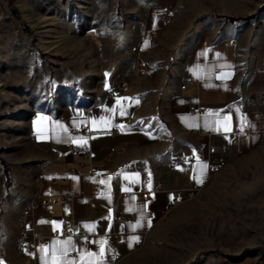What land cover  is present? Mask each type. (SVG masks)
Listing matches in <instances>:
<instances>
[{"label": "crops", "instance_id": "1", "mask_svg": "<svg viewBox=\"0 0 264 264\" xmlns=\"http://www.w3.org/2000/svg\"><path fill=\"white\" fill-rule=\"evenodd\" d=\"M183 9L176 0L147 6L135 28L133 58L116 69L104 63L107 75L98 82L90 105L29 116V134L41 150V160L24 173L25 183L10 202L13 227L0 243V263L28 264L14 248L23 208L84 187V194L75 199L74 213L76 224L92 234L91 248L74 246L70 237L51 236L68 202L41 204L31 217L33 228L46 236L36 249L37 260L52 264L55 245L68 249L61 264H87L90 254H97L92 260L102 259L103 264H127L153 225L167 214L174 191L184 196L186 188L205 177L204 161L172 167L174 157L194 151L198 143L213 144L227 166L264 144V99L259 97L264 92V32L254 31L251 22H231L214 14L196 19L199 12ZM189 72L199 83L181 89ZM120 79L127 81V89L106 94ZM197 103L206 109L200 116L188 111ZM84 124L89 133L71 132ZM195 126L209 134H192ZM243 126L251 129L248 135L231 133ZM157 181L162 190L144 199L140 191L151 190ZM114 206L126 218L124 223L111 218ZM46 215L50 217L45 219ZM113 232L120 235L117 244L102 237ZM141 237L143 243L138 244ZM72 250L74 255L69 254ZM118 252L121 255L115 258ZM259 258L254 256L252 262Z\"/></svg>", "mask_w": 264, "mask_h": 264}, {"label": "rangeland", "instance_id": "2", "mask_svg": "<svg viewBox=\"0 0 264 264\" xmlns=\"http://www.w3.org/2000/svg\"><path fill=\"white\" fill-rule=\"evenodd\" d=\"M156 2L0 0V243L13 227L9 205L24 173L41 160L29 116L90 105L107 72L104 63L116 69L133 58L135 28ZM176 2L199 12L196 19L234 17L229 21L251 22L264 32V0ZM256 255L264 261V144L224 166L155 223L127 264H253Z\"/></svg>", "mask_w": 264, "mask_h": 264}, {"label": "built area", "instance_id": "3", "mask_svg": "<svg viewBox=\"0 0 264 264\" xmlns=\"http://www.w3.org/2000/svg\"><path fill=\"white\" fill-rule=\"evenodd\" d=\"M153 34L155 31L152 32ZM236 44L234 43V46ZM199 83V78L194 76L192 73H188L185 79L181 82L180 88L184 89L188 86L197 87ZM128 87V83L124 79H120L115 87H111L108 89L106 94H111L114 92H122L125 91ZM259 97L264 99V92L259 93ZM189 113L196 114L200 116L201 114L205 113L206 109L199 103L195 104L194 106L188 109ZM85 130L89 133L90 128L88 124H84L82 128H72L71 132L76 133L80 132L81 130ZM251 132V129L248 126L234 128L231 133L232 134H242L248 135ZM191 133L196 136H203L208 135L209 132L206 128H201L200 126H195L191 129ZM83 155L87 156L88 152L83 151ZM204 161L206 164V174L205 177L202 178L198 183H194L188 188L185 189V195L181 196L177 190L174 191L173 197L168 201V204L165 208V212L168 213L171 211L176 205L183 202L184 200L191 199L195 197L204 187L208 184V181L212 176L217 174L221 171V169L226 165V160L222 155H218V150L215 145L207 144L204 145L202 143H198L195 146L194 151L188 154H181L174 157L170 165L172 167L178 166L183 162H192V161ZM62 180V178H60ZM150 180L149 176L144 178V181L148 182ZM101 188L105 189V185L101 184ZM162 190L160 182H154L153 187L151 190H142L140 191L142 197L147 199L153 191ZM85 192L84 187H79L77 190L70 189L62 194L56 195H49L46 196L42 202H33L27 205L25 208L22 209L20 214V225L16 235L15 241V251L19 254L25 256L28 264H46L45 262H41L37 260V253L36 249L39 245L43 244L46 240V236L39 230L33 228L32 216L35 210L41 205L46 206H56L59 205L61 202H68L69 208L64 217H62L59 221L57 227L53 228L51 231V236L55 238H63V237H70L72 239L73 245H82L85 249L91 248V237L92 234L86 232L80 225L76 224V217L74 213L75 207V199L78 196H82ZM123 195H127V191L122 192ZM49 215H46L44 218H49ZM111 218L113 220L119 221L124 223L126 218L119 214L118 207L114 206L112 208ZM104 239H109L113 243L117 244L120 242V235L116 232L113 233H105L102 235ZM144 238L141 237L137 239L138 244L143 243ZM75 250L69 252L70 255H74ZM121 253H116L115 258H119ZM0 264H6L1 262ZM253 264H264L262 259H257L253 262Z\"/></svg>", "mask_w": 264, "mask_h": 264}, {"label": "snow or ice", "instance_id": "4", "mask_svg": "<svg viewBox=\"0 0 264 264\" xmlns=\"http://www.w3.org/2000/svg\"><path fill=\"white\" fill-rule=\"evenodd\" d=\"M107 75V74H106ZM230 119V117H226L225 118V122H227V120ZM226 130H230V129H226ZM103 183V181H102ZM149 226H150V222H149ZM42 251H47L46 249H42ZM59 251L61 253V256H56V252ZM67 247L66 246H59V248H57L55 245L53 246V261H52V264H61V259L62 257L66 256L67 255ZM103 249L101 250V253L99 255L102 256V253H103ZM97 254H90V257H89V260L87 261V264H103L102 262V259L101 260H98V261H93L92 260V256H95ZM46 264H47V261H46ZM63 264H75L74 261L72 262H68V261H63Z\"/></svg>", "mask_w": 264, "mask_h": 264}, {"label": "trees", "instance_id": "5", "mask_svg": "<svg viewBox=\"0 0 264 264\" xmlns=\"http://www.w3.org/2000/svg\"><path fill=\"white\" fill-rule=\"evenodd\" d=\"M228 19L232 21V20H234V17H228ZM4 173H5L4 187H5V191L7 193L8 188L11 185V181H10V179L8 177V170L5 167H4ZM196 259H197V256H196ZM192 262H194V261H192Z\"/></svg>", "mask_w": 264, "mask_h": 264}]
</instances>
